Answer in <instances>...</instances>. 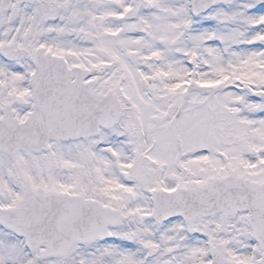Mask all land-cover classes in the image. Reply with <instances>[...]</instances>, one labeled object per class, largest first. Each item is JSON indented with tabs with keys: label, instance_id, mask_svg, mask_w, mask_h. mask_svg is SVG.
I'll return each mask as SVG.
<instances>
[{
	"label": "snow or ice",
	"instance_id": "snow-or-ice-1",
	"mask_svg": "<svg viewBox=\"0 0 264 264\" xmlns=\"http://www.w3.org/2000/svg\"><path fill=\"white\" fill-rule=\"evenodd\" d=\"M0 264H264V0H0Z\"/></svg>",
	"mask_w": 264,
	"mask_h": 264
}]
</instances>
